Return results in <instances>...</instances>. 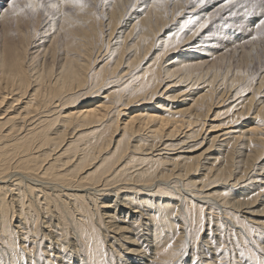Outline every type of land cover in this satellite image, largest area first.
<instances>
[{
  "label": "bare ground",
  "instance_id": "1",
  "mask_svg": "<svg viewBox=\"0 0 264 264\" xmlns=\"http://www.w3.org/2000/svg\"><path fill=\"white\" fill-rule=\"evenodd\" d=\"M18 2L0 0V264H178L188 235L177 233L173 246L170 237L205 207L264 242V224L250 211L264 213V69L253 84L237 71L229 76L237 67L230 63L219 82L210 75L228 50L247 55L233 42L237 32L219 47L207 35L218 7L204 17L190 9L181 13L189 16L184 24H167L153 0L125 8L105 0L99 18L86 7L28 18ZM174 24L182 38L163 39ZM154 50H163L164 61L150 75L141 62ZM174 89L192 94V112L144 107ZM97 92L103 102L61 112L74 97ZM228 93L234 115L224 128L210 127L211 97ZM249 112L252 126L238 128ZM131 138L135 146L124 141ZM188 144L206 148L178 155ZM211 152L221 155L207 159ZM111 197L113 205L101 202ZM125 208L134 220L126 214L118 222L126 226H114L106 209Z\"/></svg>",
  "mask_w": 264,
  "mask_h": 264
},
{
  "label": "rangeland",
  "instance_id": "2",
  "mask_svg": "<svg viewBox=\"0 0 264 264\" xmlns=\"http://www.w3.org/2000/svg\"><path fill=\"white\" fill-rule=\"evenodd\" d=\"M18 1H19L18 2L19 5L21 2V5H20L21 8H22V3L25 4L24 15L28 16V18H30L31 15L32 14L34 15L36 12L37 13L39 12L41 15L45 13V16H51L53 15V13H58L60 10H63L65 12H72L74 9L78 7V6H73L70 0H67V2H61V0H22V1L18 0ZM104 1L105 0H83L84 5H85L84 7H86L96 18L100 17V14L102 12L101 9L102 8L104 9L103 7V5L105 4ZM141 1L140 0H121L120 3L122 6L124 5V8H125L129 4L132 5L134 3H140ZM30 3L32 4L31 9L28 8L27 6ZM159 5L161 6L162 9L165 10V13H166L165 20L167 24L174 23L175 21H178L184 24L185 21L189 19V16L186 14H181V13H187V11L190 9H195L197 12H199V15H198L199 17H204L210 12L213 13L215 8L217 9L218 7L217 11H215L214 14L216 15L217 14L216 12H218L219 18L215 19L212 22L208 21L209 24H206L205 26L207 35L210 36L211 39H213L216 47H219L221 45L222 46L226 45L227 40L230 37H232L233 33L236 34L237 32V34L233 36L234 41L233 40L232 41L235 42L236 44L237 42L241 43V45L243 46V49L247 53H245L244 51L243 52L247 55L243 54V56L240 57L241 53L239 54V51L237 52L235 51L236 55L239 54L235 56L234 55L235 53L233 52L234 50L232 51L234 54L230 53L231 51L228 50V52L226 53L227 55L225 54L226 57L223 56V58L225 57L224 60L219 61V63L216 62L215 64H213V67L211 66L210 69H208L210 71L211 68L212 69L217 68V69L212 70L213 73L212 71L210 72L211 74L209 73L212 76H215V73H217L216 74L217 77L220 76L218 79L215 76L216 77L214 78L215 81L219 82L221 80V78L223 77L221 74H224L225 69L228 70V68L225 67L226 65H228V63L232 65L231 66L229 64V66L231 67L237 66V67H233V69L229 68V71H228L229 76H231L233 72L237 71L239 73V74L237 73V78H239L241 81H243L244 79L248 80L252 84L255 81V78L257 77L258 73L263 71L262 69H264V35L260 34L261 30H258L256 25L258 24L259 20L264 19V0H203V2H201V0H163V3ZM219 6L221 7V9ZM224 13L230 15V17H228L226 20H223L222 18L224 17L222 16ZM178 15H180L182 18L179 20H176ZM222 23L227 24L224 28L225 31H222V28H223V27L221 28ZM40 27L38 26L37 29L39 30ZM179 28H180L179 25L176 26L174 24L172 28L164 34L163 36L164 38L163 37L162 38L165 39V37L168 36L169 38H172V37L175 38V40L181 39L184 33L183 31H179ZM40 30L42 29L40 28ZM125 31L126 29H123V32ZM243 35L244 36L246 35L245 36L246 40L250 37L252 38L249 44L244 43L246 41L245 39H243L244 38L242 37ZM248 35H251V36L249 37ZM253 37H256V39H253ZM30 39H31V42H30ZM30 39H29V44L34 42L32 37ZM165 41H166V44H170L172 42L168 40H165ZM46 46H48V44H45V47ZM162 51L163 50H154L150 56L146 57L141 62L143 64V68L149 67L147 71L148 73L150 72V75L153 74V72L158 68V66H160V64H162L160 61L162 62L164 61V59L161 60L162 54H163ZM209 51L214 52V49H209ZM228 54H231V55L228 56ZM230 56L232 57L234 56V58ZM203 71L205 70L203 69ZM230 71L232 72L231 75H230ZM114 89L115 88H109L108 90H106V92L104 91L103 93L106 94L108 92L113 91ZM174 90H175L174 93L167 92L165 96L163 95L161 96L162 98L152 99V101L150 102L151 104L144 105V107H146L147 109H153V107L157 106L158 109H156V112L154 114H161L159 110L163 108L168 109V112L166 113L182 112V113L188 114L192 112L193 108L190 102L192 94H185V96L179 97V95L175 96L178 93L177 89H174ZM198 91L199 92L201 91L200 94H202L204 90L200 89ZM99 96L102 97L103 95L101 94L99 95L97 92V96H93L90 94V96H86L82 98L74 97L73 99L69 101L68 103L69 107L62 108L61 112H69V111H74V110L85 109L84 107H87L88 105H91L93 103L94 105L99 104L103 102V100ZM212 97H211L212 101L210 104L211 109L208 114L207 125H209L210 127H218L217 129H222V127L223 128L225 127L223 125L227 123V121L231 118L230 116L234 115L235 108L234 109L230 108L231 106L228 105V103L232 101V100H227L228 99L227 97H229V93L226 95V97L224 96V98L223 99L221 98V100L219 101L216 100L214 96ZM133 109H134V112L138 110V108H133ZM123 112H126V114L133 113L132 111L128 112L126 110H123ZM250 113L251 112H249L248 118L242 121L243 125L237 126L238 128L242 127V129H246L247 126L249 127L252 126L253 123H251L249 120L252 119L253 116L250 115ZM57 125H56V128H58L59 126ZM88 132H90V130H88ZM84 133L85 132H81L80 134H84ZM106 133L107 134L109 133L108 130H102L100 135L104 136ZM209 135H215V133H211ZM141 137L142 136L136 138L135 140L142 143L143 138ZM138 139H141V140L139 141ZM115 140L116 141L121 140V135L117 136ZM124 141L125 143L130 144V146H135V143L133 142V138L129 140L125 139ZM130 141H132L133 143ZM192 144H188L187 147H183V149L180 150L181 152L178 150L177 151L178 155L180 153H187V152L194 151L191 153H194L193 156H196L202 153V151L206 148L205 146H202V148L187 149ZM220 155H221L220 153L211 152V154L207 155V159L213 158V156L216 157ZM204 156L205 155L202 154V156L199 158L198 161H203ZM259 167H264V165L262 166L259 165ZM201 179H202V176L199 175V176L193 177L192 180L201 181ZM219 192H223V191L220 190ZM101 202L110 206L114 204V198L111 197L110 199L106 201H101ZM205 208H203L202 213H201V210L196 209L195 214H194V219L191 218L190 222L186 219H182V220L180 219L181 221H183V225L178 223V227L181 225V228L183 230L182 229L180 230V227H179L177 229L176 234L177 233L181 234V232L185 231L184 238L188 235L185 238L187 240L185 243L186 244L185 248L183 246V248L185 249L183 258L180 260L181 263L179 262L178 264H200V263H206L210 261L214 262L213 264H216V263L218 264H264V242L261 241L260 238H258V236L256 235L257 233H254V232L252 233L251 230L247 228V225L246 226L243 225L247 229V232L244 234L238 229L232 228L231 226L230 227L226 226L225 224L226 220H223L225 213H222L221 209L212 208V210L209 211L207 209L205 210ZM106 210L108 212L107 214H110V216L114 215V218L116 219L112 222L114 226L121 227V228H124L126 226V225L123 226L122 224H120L121 222H123L124 216L127 214L126 208L120 209V211L117 210L116 212H114L113 209L112 210L106 209ZM63 211L65 213H68L67 209H63ZM100 211H103L104 213H106V211L104 210L100 209ZM250 211H255L256 216H254V218L259 220V222H261L262 224H264V213H261V208L259 206L250 209ZM209 212L211 213L208 214ZM244 216H247V214ZM179 218L180 217H178L177 220H179ZM119 220H121L120 223H118ZM125 220L129 223L133 221L134 219L133 218L130 219V214H127V218ZM176 234L170 237L172 242H170L169 245H171V243H172L171 246H173V244L174 245L176 244L175 238L178 236V234L177 235ZM121 244H123L125 248L127 247L130 250H134V248H129L127 243L121 242ZM136 245L139 246V243H137ZM115 247L117 248V246ZM258 252H260V254ZM121 254L125 256L123 252Z\"/></svg>",
  "mask_w": 264,
  "mask_h": 264
},
{
  "label": "snow or ice",
  "instance_id": "3",
  "mask_svg": "<svg viewBox=\"0 0 264 264\" xmlns=\"http://www.w3.org/2000/svg\"><path fill=\"white\" fill-rule=\"evenodd\" d=\"M61 2H67V0H61ZM70 2L73 4V6H78V7H81V8H83L85 6L83 0H70ZM153 2L155 4H161V3H163V0H153ZM201 2H203V0H201ZM10 3H11V6L13 8H15L16 0H10ZM28 7L31 8L32 4L30 3L28 5ZM256 27H257L258 30H261L260 34L264 35V19L259 20V22L256 25ZM253 39H256V37H253Z\"/></svg>",
  "mask_w": 264,
  "mask_h": 264
}]
</instances>
